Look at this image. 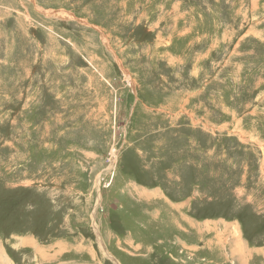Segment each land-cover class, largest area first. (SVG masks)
Segmentation results:
<instances>
[{
  "label": "rangeland",
  "instance_id": "1",
  "mask_svg": "<svg viewBox=\"0 0 264 264\" xmlns=\"http://www.w3.org/2000/svg\"><path fill=\"white\" fill-rule=\"evenodd\" d=\"M0 264H264V0H0Z\"/></svg>",
  "mask_w": 264,
  "mask_h": 264
},
{
  "label": "bare ground",
  "instance_id": "2",
  "mask_svg": "<svg viewBox=\"0 0 264 264\" xmlns=\"http://www.w3.org/2000/svg\"><path fill=\"white\" fill-rule=\"evenodd\" d=\"M108 43V42H107ZM239 243V242H238Z\"/></svg>",
  "mask_w": 264,
  "mask_h": 264
}]
</instances>
